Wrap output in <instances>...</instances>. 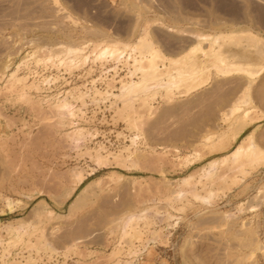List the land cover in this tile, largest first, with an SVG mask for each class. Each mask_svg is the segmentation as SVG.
I'll list each match as a JSON object with an SVG mask.
<instances>
[{
    "label": "rangeland",
    "instance_id": "obj_1",
    "mask_svg": "<svg viewBox=\"0 0 264 264\" xmlns=\"http://www.w3.org/2000/svg\"><path fill=\"white\" fill-rule=\"evenodd\" d=\"M0 264H264V0H0Z\"/></svg>",
    "mask_w": 264,
    "mask_h": 264
},
{
    "label": "bare ground",
    "instance_id": "obj_2",
    "mask_svg": "<svg viewBox=\"0 0 264 264\" xmlns=\"http://www.w3.org/2000/svg\"><path fill=\"white\" fill-rule=\"evenodd\" d=\"M199 43V42H198ZM200 43H202L201 41H200ZM200 43H199V46H198V48L200 47L201 49H202V53H204L205 55H211V56H213V57H215V59L216 60H218L219 61V63H217V66H219V69L222 71V73L224 72V73H229V72H231V71H234V70H241L242 68H241V66L239 67V66H237V65H234V64H236L237 62H235V63H232V62H230L229 60H227V56L228 55H225V53L224 52H222V51H220L219 49H216L215 47H214V45H213V43L212 42H210L209 44H208V47H203V46H201L200 45ZM196 47V46H195ZM151 49H149V48H147V49H149L150 50V54H149V63H148V65H147V68L146 69H144L143 71H144V78H153V77H155L156 75H157V72H158V68H157V65H156V63L154 62V57L156 56L155 54H156V50L154 49V47H150ZM192 48V47H191ZM197 48V49H198ZM117 50V47L116 48H114L113 47V45L112 46H106L103 50H102V53H106V52H108V53H110V54H114L115 53V51ZM143 53V52H142ZM159 53V52H158ZM203 54V55H204ZM235 54V53H234ZM155 55V56H154ZM209 59H211V58H209ZM202 61V60H201ZM246 69V68H245ZM248 70V69H247ZM246 70V71H247ZM250 71V70H249ZM235 107H238V105L237 106H235Z\"/></svg>",
    "mask_w": 264,
    "mask_h": 264
}]
</instances>
